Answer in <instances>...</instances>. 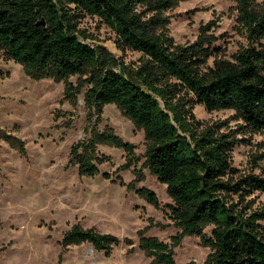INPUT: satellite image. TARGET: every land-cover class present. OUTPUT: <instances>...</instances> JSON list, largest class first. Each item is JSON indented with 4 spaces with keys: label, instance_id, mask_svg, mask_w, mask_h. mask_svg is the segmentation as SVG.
Returning a JSON list of instances; mask_svg holds the SVG:
<instances>
[{
    "label": "trees",
    "instance_id": "obj_1",
    "mask_svg": "<svg viewBox=\"0 0 264 264\" xmlns=\"http://www.w3.org/2000/svg\"><path fill=\"white\" fill-rule=\"evenodd\" d=\"M234 1L245 46L224 59L207 36L209 24L190 46L174 44L163 16L173 0H0L2 59L32 79L63 82V98L71 103L82 95L88 137L70 150L79 175L97 174L100 144L134 153L133 145L99 129L105 106L143 131V164L165 186L169 218L180 229L170 243L139 235V249L152 264H174L173 246L183 236L198 237L210 249L203 264H264V202L255 205L253 197L264 195V173L239 174L231 161L238 135L264 131V5ZM85 17L109 29L122 54L138 58L125 63L89 43L95 38L80 27ZM195 106L232 111L239 123L233 129L228 121L205 125L195 118ZM136 192L158 206L151 191ZM208 226L210 236L203 232ZM119 243L77 225L60 241L64 249L88 244L105 254Z\"/></svg>",
    "mask_w": 264,
    "mask_h": 264
},
{
    "label": "rangeland",
    "instance_id": "obj_2",
    "mask_svg": "<svg viewBox=\"0 0 264 264\" xmlns=\"http://www.w3.org/2000/svg\"><path fill=\"white\" fill-rule=\"evenodd\" d=\"M235 7L234 0H173L163 13L168 36L176 45L190 46L199 28L209 24L207 36L220 48L218 56L231 59L245 46ZM80 27L95 38L89 43L125 63L138 58L117 50L114 34L96 19L85 17ZM69 81L75 83L76 77ZM63 89V82L30 78L0 54V264H152L139 249V235L170 243L180 229L169 218L165 186L143 164V131L115 106H105L99 129L133 145L134 153L100 144L97 174L79 175L70 150L87 139L90 122L82 95L74 104L63 98ZM193 113L205 125L228 121L233 129L239 123L228 110L208 113L195 106ZM237 138L241 142L231 153L232 166L239 174L264 173V131ZM141 188L155 195L157 207L138 195ZM253 197L255 205L264 202V195ZM75 225L115 236L120 243L109 254L88 244L64 249L61 238ZM211 228L204 234L210 236ZM210 252L198 237L183 236L173 246L174 264H203Z\"/></svg>",
    "mask_w": 264,
    "mask_h": 264
}]
</instances>
